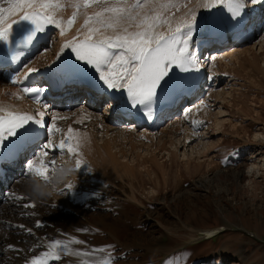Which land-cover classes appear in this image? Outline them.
Returning a JSON list of instances; mask_svg holds the SVG:
<instances>
[{"label":"rangeland","instance_id":"1","mask_svg":"<svg viewBox=\"0 0 264 264\" xmlns=\"http://www.w3.org/2000/svg\"><path fill=\"white\" fill-rule=\"evenodd\" d=\"M256 25L253 22L250 26V31L254 28L255 33L247 38V44L264 36V26L256 28ZM52 46V39H49L46 49ZM221 48L225 50L228 47L221 45ZM257 58L254 63L246 61L243 68L237 69L236 65L234 68L230 63L225 65L227 57L219 64L209 57L201 85L211 87L207 84L209 79L215 90L220 88L223 91L222 94L217 96L214 90L207 91L201 87L191 102L183 99L173 112L160 114L162 120L157 129L163 125L166 127V123L172 122L175 116L182 117L187 102L192 104L198 99L207 102L204 112L199 110L196 115L189 112L187 119L193 124H206L200 133H203L202 139L212 152L207 155L209 159L206 156L199 158V162L192 160L188 174L185 162L173 158L170 153L167 139L177 136L170 129L172 125L168 126L170 135H163L162 145L156 138L155 145L124 146L119 158L128 166L119 172L111 170L102 153L92 150L93 155H86V150L81 149L82 143L75 149L72 145L74 154L71 155L65 152L66 148L42 155L41 144L29 149L9 171L7 185L0 193V220L10 223L15 229L20 228L13 223L17 222V216L7 214L5 210L8 198L13 193L18 195L22 192L29 194L26 197L29 199L25 198L28 205L36 202L31 204L34 205L30 207L31 213H26L29 214L28 223L36 230L35 236L17 233L19 239L30 237L25 248L30 256L25 258L30 260L40 256L53 241L66 244L69 239L64 237L70 236L63 233L64 230L68 234L79 235L76 240L96 243L98 248L111 246L113 264H264V136L254 137L256 134L264 135V60ZM211 61L216 68L208 73ZM215 78L216 83H213ZM84 97L85 94H81L80 101L74 102L72 109ZM207 106L210 110L206 109ZM217 106H223L228 114L217 119L227 122L222 125L223 134L210 137L214 127L209 123L214 122ZM104 107L105 101L94 113L102 114ZM65 123V119L58 121L59 131L64 129ZM59 135L55 133V136ZM54 139H50L51 147L57 145V137ZM246 139L251 145L245 146L243 141ZM43 141H47L46 138ZM183 149L189 150L181 148L179 154ZM51 160L56 161L55 165L48 164ZM76 160L81 161L79 169L82 172L73 166H76ZM29 163L33 164L35 173L28 171ZM67 164L76 172L67 171V174L75 176L74 180L60 175ZM37 170L49 179L41 178L36 174ZM83 171L89 176H85ZM29 176H37L42 183L30 180ZM66 182L74 185L73 190L67 189ZM49 184L53 186L48 187ZM31 197L36 200L30 201ZM215 227L223 230H209ZM6 233L7 230H3L4 236ZM76 245L70 243L68 252L54 261L55 264H81L82 260L95 264L107 255L96 252L88 257H78L71 253L92 250L87 243L79 244L80 250ZM18 261L19 258H15L9 264H20ZM25 263L23 261L22 264Z\"/></svg>","mask_w":264,"mask_h":264},{"label":"bare ground","instance_id":"2","mask_svg":"<svg viewBox=\"0 0 264 264\" xmlns=\"http://www.w3.org/2000/svg\"><path fill=\"white\" fill-rule=\"evenodd\" d=\"M181 3L185 6L181 7L179 11H175L173 9V11L175 12V15L173 17V22H172L171 26H172V28H175L177 26V23L179 22L180 17L186 18V14L188 13L189 9H191L192 11L195 12L196 27L193 31V36H192V39L190 41V49L189 50L192 54V57L194 59V63L196 65L195 69L199 73L203 72V69L205 68V65L207 64L206 59H208L209 57H211V59L215 60L216 64L220 61H224L223 59H225L227 57V59H226L227 62L226 61L224 62L225 65L230 63L229 65L232 68H234L236 65L237 69L243 68V65L246 61H249L250 64L254 63V59L257 56H258L257 60L258 59L262 60V61L264 60V54H262L264 51V39H263L264 36H263V38H261V40L258 39L257 41H254L253 43L247 44V40L255 33V31H253L254 28H252V31H250L251 24L253 22H256L259 25V26L256 25V28H258V27L261 28L264 26V16H263L264 15V6H263L264 0H259V2L254 4V5H258L260 7V11H261L260 15L258 17L251 18L246 24V29L241 30V31H237L236 29H233L234 27H232V26L235 24L236 19L231 18V13L228 11L226 3L225 4H218V5H215L211 8H206V7L200 6L204 3V0H181ZM250 4H252V3H250ZM250 4H246L245 10L247 9V7H249ZM3 6L8 7L7 4H4ZM74 10H75L74 8H72L71 6H68L66 3L64 9L61 11H58L56 13L55 18L58 21L64 22L61 25V27L65 30L64 35H61V29L55 27L54 25H49L46 28V30L44 31L46 34L45 37L48 34H52V41H53L52 47H50L49 49H46L47 47L44 46L42 49H40L42 47V44H40L39 47L37 48V50L33 53V55L25 61L23 68L21 70H20V68H18L16 71L11 70L8 67L0 68V108L4 109V112H2L0 114L6 115L9 112L19 113V114H28L30 116H33L37 120H44V119H47L49 117L50 121H49L48 127H47V137L48 138H47V141L45 143H47L50 139H52V141L53 140L55 141L54 138L57 137V139H56L57 145L55 143L54 144L52 143L53 146L54 145H56V146H54V147L50 146L47 149L48 152L60 151V144H61L62 140L66 141L68 143V145L71 147L73 145L74 149H75V147L79 146L80 143H82L83 148H81V149L86 150V152H85L86 155H89V154L93 155L94 153L92 150H95L99 154L102 153L104 155V158H105L107 164L110 166L111 170L114 169L115 172L125 170L126 167L128 166L127 164H123V161H121V159L119 158V154L124 149V146H126L127 144L130 145V147H132V146L135 147V144H138V145L140 144L139 146H141V143H143V144L149 143L150 145H155L156 144V138H157L158 144L162 145V144H164L163 135L167 134L169 132V130L171 129V130H174L172 132H175L177 136H174V138L168 137V139H167V141L170 144L169 146H171L170 153L173 154L172 155L173 158H176V159L180 158L182 162L183 161L185 162L186 173L188 174L189 170H190V162L192 160L196 159L197 162H199L198 161L199 158H205L210 152H212L211 147H208L209 144L205 143L202 139L203 133H200L201 132L200 129L201 128L204 129V125L206 127V124L203 125V122H202V124H201V122L200 123L197 122L198 124H196V122H195V124H193L194 123L193 121L191 122V121H188V119H187V114L189 112L192 113V115H194V114L196 115V112L199 110L204 112L203 109L207 103V102L205 103V99H201V100L198 99L192 104L189 103V102H191V100H190L187 103V105H185V107H184V111H183L184 113L182 114V117L179 118V117L175 116L172 122L169 121L168 123H166V127H164L165 125H163L161 127L159 126V129H157L156 127L159 125V122L162 120L161 117H159V119L157 120V122L154 124V126L152 128H146L145 126L137 123V121L135 119H132L130 117H127L125 115H121L118 113V111L116 110L117 106L123 105V104H128L125 92L123 90H120V91L113 90V92L110 94V96H108V98H105V99L101 98L96 93H92L91 91L86 90L85 97L82 98L81 102L78 104L77 107L75 106V109H72L70 111L68 109L70 106H72L71 103L77 102L78 100L80 101L81 94L84 95L81 92V90L79 89V87H76V86L73 88L69 87L67 90H65L64 96L62 97L61 101H56V100H53L52 98H49V97H46L45 100L39 104L38 103H32V102H29L26 100L27 94L22 93L20 91V88L24 85H28L29 87H37V86L42 85L44 75L49 71V69L51 67L59 65L60 63L67 62V61L69 63H71V62L75 63L78 67H84V66L87 67L88 66V64H86L85 62L79 61L75 58V53H73L71 51V47H69V48H63L62 47L63 45H65L69 42H72L73 45H75L76 43L83 41L85 39V36L87 35L86 30L82 29V25L84 23V16L83 15L78 16L75 23L69 29V27L67 25V21L72 17V13ZM95 10H96L95 7H93V8L87 9V12L89 14H91ZM167 15H172V13H168ZM12 18L17 19L18 16H14ZM261 18H262V20H261ZM218 26H220V27L218 29H215ZM231 27L233 29V30L231 29L232 32L229 31V29ZM157 32L162 33L164 35L170 34L167 25L158 28ZM104 35H112V33L109 31L107 33H104ZM215 36H221V38H223L225 40V43L222 44L223 47H228V48L225 50H220V49H222L221 45L213 44L214 40H216V38H217ZM77 37H78V39H74ZM94 38L100 39L102 37L98 34ZM17 39H19V37H17ZM1 46L2 45H0V47ZM41 50H44V51H42V54L40 53ZM207 56H209V57H207ZM212 63H213V61H211V63H210L208 73L215 71L216 67L213 66ZM189 66L192 67V65H189ZM30 68L36 69L37 71H33L30 74H28V70ZM172 72H174L173 76H176V74L182 73L183 71H181L180 69L178 70V68L174 67L170 70L169 75ZM222 75H223V73H222ZM224 75H226V74H224ZM13 76L18 77V83L16 85H13L11 83V77H13ZM25 76H27L26 79H25ZM216 79L217 78L214 79L213 83L216 81ZM219 80L220 79H218L217 85H219V83H220ZM19 81H22L23 83H20ZM207 84L210 85L211 87H209V86L203 87L202 86L203 90H207V91L208 90L209 91L214 90L213 93L215 92L217 96L219 93L222 94L223 91H221L220 88L215 90V88L213 87L212 81H209V79H208ZM195 93L198 94V91H196ZM208 93L209 92H207V94ZM228 94H227V96H228ZM209 95H212V94L210 93ZM158 96H159V92H158L157 98H158ZM219 96H221V95H219ZM157 98L155 99L156 101H157ZM103 101H105L104 111L102 110L103 113L102 114L99 112L94 113L96 110H99V106L101 105V103ZM156 101H154V102H156ZM181 101H182V98L177 97L171 106H167L162 111V114L173 112L177 108L178 104L181 103ZM216 102H218V101H216ZM43 105H47V107H44ZM208 106L206 107V109H209ZM222 107H218L216 115L214 113V115H215L214 122L212 124L209 123L211 126L213 125V127H214V130L210 134V137L215 136V135H219V134H223L222 125L224 124V121H226V120H224V119L219 120L217 118H219L220 116H224V115L227 116L228 114L225 113V110H223ZM39 112L44 113L43 117L38 115ZM203 112H202V114H203ZM53 116H55V121H53ZM201 116H203V121L206 122V120H205L206 116H204V114ZM209 116L211 117V115H209ZM189 117L192 120L193 117L191 116V114ZM196 118H197V116H196ZM200 118H201L200 121H202V117H200ZM62 119H65L67 121V123H65L64 129L60 130L61 131L60 135L55 136V131L58 129L57 123L59 120H62ZM208 119L209 118H207V120ZM211 119H213V118H211ZM53 124H54V126H53ZM171 125H172V128L169 129L168 126H171ZM49 127H52V129H53L51 135L48 132ZM213 127H211V128H213ZM61 128H63V127H61ZM69 128H72L73 131L69 132L68 131ZM60 131H58V132H60ZM208 132H206V134ZM170 133H168V134L170 135ZM230 136H232V135H230ZM259 136H264V135L256 134L254 137H259ZM10 138L11 137L6 139L3 142V144L6 143L7 141H9ZM233 138H234V136H233ZM243 143H245V146L251 145V143H249V141L247 139L244 140ZM44 144H42V145H44ZM31 146L32 145H30L25 151H23V153L26 154L25 152L26 151L28 152L29 148H31ZM185 147H186V149L188 148L189 150L183 149V151L180 152V154H179V149L185 148ZM78 148H80V147H78ZM66 151H67V147L65 149V152ZM98 153H97V155H98ZM97 155H95V156H97ZM144 155H145V153H144ZM207 157L209 159V156H207ZM89 159H90V157H89ZM99 159H100V157H99ZM100 160H103V159H100ZM103 163H104V161H103ZM73 166L77 169V167L75 165H73ZM8 169L9 168H7V170ZM59 171H60V168H59ZM67 171H72V173H76L75 170L73 169V167L72 166L69 167L67 164L66 166L64 165L63 171L60 173V175L61 176H68L71 180H74L75 176L72 173L69 174V172L67 174ZM33 173H35V172H33ZM5 174H6V176H5ZM5 174L4 175L0 174V183H1L0 193L3 191V189L7 185L8 177L10 175V173H8V171ZM104 176H105V174H104ZM163 176L165 179L164 174H163ZM29 179L30 180L31 179L36 180L40 184L42 183V181L37 176H29ZM47 179H49V178H47ZM89 180H90V178H89ZM51 181L52 180H50V183H51ZM65 184H66L65 186H67L69 184V182H66ZM86 185H88V184H86ZM50 186L52 187L53 185L49 184L48 187H50ZM63 186H64V184H63ZM28 195H26L22 192L18 193V195L13 193V195L10 198H8V202L5 206L6 213L7 214H13V216H15V217L17 216L16 217L17 222L14 221L13 223H15L16 227H20V228L19 229L12 228L10 223L8 224L7 222L0 220V264H9L15 258H19L18 262H20V264H22L23 261L26 262L25 264H29V262L33 258V257L31 259L29 258L30 260L25 258L26 255H27V257L29 255L27 253L28 250L25 248H27L26 243L30 242V237L24 236L23 238L19 239V237L17 236V233H19V234L30 233V234H32V237L35 236L34 234H35L36 230H32L30 224L27 221L29 218V214H26V213L28 211L29 212L31 211L30 207H26V205H28V203H26V199L27 200L29 199V198H26ZM33 195L34 194H31L30 196H33ZM122 195L125 196V194H122ZM126 198H127L128 202H130L129 201L130 197L126 195ZM30 199H32L30 201L36 200L33 197H31ZM124 199H125V197H124ZM47 203H45V204H47ZM36 221H38V220H36ZM3 230H7L6 236L3 235ZM222 230H223L222 227L217 228L215 230V232H219ZM64 232H65V234L70 236V238L64 237V238L69 239V241L73 240V239L76 240L77 236H79V235L68 234L66 231L63 230V233ZM69 241L66 242L67 245L70 244ZM83 242H84L83 244L87 243L89 245V249H91V250H93V248H94L93 246H96L95 249H98V246L94 242H90L88 240L83 241ZM71 244H73V243H71ZM76 247L78 248V250L82 249L81 247H79V244H77ZM28 249H29V247H28ZM41 251H38V252L41 253Z\"/></svg>","mask_w":264,"mask_h":264},{"label":"snow or ice","instance_id":"3","mask_svg":"<svg viewBox=\"0 0 264 264\" xmlns=\"http://www.w3.org/2000/svg\"><path fill=\"white\" fill-rule=\"evenodd\" d=\"M257 2L259 0H204L200 6L211 8L226 3L231 18L237 19L242 18L247 3ZM66 3L75 9L67 21L69 29L78 16L83 15L82 29L86 30L87 35L83 41L75 45L69 42L62 47H71L77 60L94 68L107 89L123 90L128 104L133 108L148 107L155 101L158 90H162L167 84L165 78H170L172 68L188 71L189 65L196 67L189 50L196 27L195 12L189 9L186 18L180 17L177 26L175 28L171 26L175 15L173 9L179 11L185 6L181 0H0V45L29 46L49 25L60 28L61 35H64L65 30L61 27L64 22L58 21L55 17L58 11L64 9ZM4 4L8 7H4ZM93 7L96 10L89 14L87 9ZM168 13L172 15H167ZM14 16L18 18H12ZM165 25L168 26L169 35L157 32L158 28ZM109 31L112 35H104ZM98 34L102 38L95 39ZM33 71L37 70L30 68L28 74ZM11 83L16 85L18 77H11ZM20 91L27 94L35 103H41L42 89L23 86ZM2 112L4 109L0 108V113ZM38 115L43 117L44 113L39 112ZM30 122L44 126L42 120H36L28 114L11 112L6 115L0 114V145L9 137H17L20 130L26 132V126ZM52 131V127H49L50 135ZM68 131L72 132L73 129L69 128ZM50 146L51 140L41 146V154L48 155L47 149ZM66 147L70 155L74 154L73 148L62 140L60 150L63 151ZM55 163V160L48 162L51 165ZM76 167L77 169L81 167V161L76 160ZM27 168L30 173L34 171L32 163H29ZM36 174L44 176V173L38 170ZM73 188V184L67 185L69 191ZM69 243L84 242L73 239ZM67 252L68 245L56 240L48 245L47 251L33 257L29 264H49L50 260H59ZM96 252L107 255L97 260L95 264H113L111 246L71 254L88 257ZM81 264H89V261L82 260Z\"/></svg>","mask_w":264,"mask_h":264}]
</instances>
